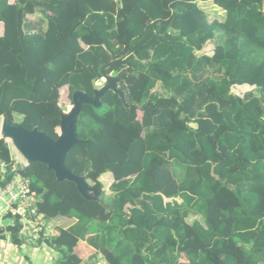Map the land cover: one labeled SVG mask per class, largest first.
Wrapping results in <instances>:
<instances>
[{
	"label": "trees",
	"instance_id": "16d2710c",
	"mask_svg": "<svg viewBox=\"0 0 264 264\" xmlns=\"http://www.w3.org/2000/svg\"><path fill=\"white\" fill-rule=\"evenodd\" d=\"M0 24V127L57 140L61 91L94 98L111 62L131 105L109 91L82 110L66 166L103 191L96 201L40 163L19 171L40 213L72 222L39 242L55 264H83L80 241L91 264H264V0H0ZM0 161L12 163L3 139ZM6 232L23 245L19 225Z\"/></svg>",
	"mask_w": 264,
	"mask_h": 264
},
{
	"label": "water",
	"instance_id": "95a60500",
	"mask_svg": "<svg viewBox=\"0 0 264 264\" xmlns=\"http://www.w3.org/2000/svg\"><path fill=\"white\" fill-rule=\"evenodd\" d=\"M112 64L113 62L103 67L102 71L105 80L103 87L97 81H93L94 98L82 91H77L73 94V108L70 113H62L59 138L57 140L51 139L38 129L26 130L9 117L2 119L0 127V138L11 142L15 150L26 160L28 166L34 163L47 166L48 171L55 174L58 182L75 184L78 192L87 201H96L103 191L96 190L88 183L85 177L78 176L69 170L66 166V160L74 147L83 143L79 138L78 124L85 106L100 109L103 106V98L109 91H113L119 95L127 109L131 107L126 102L125 93L119 87V81L106 74V69L111 67ZM4 100L5 96L2 103Z\"/></svg>",
	"mask_w": 264,
	"mask_h": 264
},
{
	"label": "built area",
	"instance_id": "2783aa9c",
	"mask_svg": "<svg viewBox=\"0 0 264 264\" xmlns=\"http://www.w3.org/2000/svg\"><path fill=\"white\" fill-rule=\"evenodd\" d=\"M1 139V138H0ZM11 167L14 176L6 185L0 186V203L5 204V216H9L10 227L20 226L19 238L25 243L37 244L59 236L58 220H49L38 210L39 198L32 191L30 180L21 176L19 171L28 167L26 160L12 151V163L0 161V174L4 181Z\"/></svg>",
	"mask_w": 264,
	"mask_h": 264
},
{
	"label": "crops",
	"instance_id": "0c3cea01",
	"mask_svg": "<svg viewBox=\"0 0 264 264\" xmlns=\"http://www.w3.org/2000/svg\"><path fill=\"white\" fill-rule=\"evenodd\" d=\"M14 1L15 0H12V2ZM210 4L213 3H203L202 7L205 9V5ZM213 6L215 5L213 4ZM0 25L3 28L2 34L0 35L1 37L4 33V26L2 24ZM3 210L4 209H1L0 216L3 217L4 220H7ZM67 223H65L67 225L63 224L62 228H68L70 226V221L68 220ZM9 225L10 222L8 224L0 222V229H6ZM22 242L23 245L18 246L12 242L11 235L8 232L2 234L0 238V264H55L59 257L58 253L45 244L40 246L39 242L37 244ZM75 253L82 259L83 263L91 264L90 259L95 257L97 251L86 242L80 241L75 249ZM98 259L100 260L98 264H108L101 256Z\"/></svg>",
	"mask_w": 264,
	"mask_h": 264
},
{
	"label": "rangeland",
	"instance_id": "374dc122",
	"mask_svg": "<svg viewBox=\"0 0 264 264\" xmlns=\"http://www.w3.org/2000/svg\"><path fill=\"white\" fill-rule=\"evenodd\" d=\"M205 9L208 11V13L211 15V16H214L215 18H218V19H221L222 17V12L219 11L215 6H213V4H210V5H205ZM217 9V10H216ZM216 11V12H215ZM34 18V17H33ZM31 17V19H33ZM2 31H3V28L2 26L0 25V35L2 34ZM213 49H214V45L212 43L208 44L206 46V48L203 50V54L205 55H208V56H211L212 53H213ZM105 80H103L102 82H100L99 84L103 87L104 86V83ZM252 88L250 87H234L233 88V93L235 95H239L241 97H243L246 93H248L249 91H251ZM63 93V95H62ZM60 105L63 109V112L64 113H70V111L72 110L73 108V104L71 102V99H70V96H69V90L68 88H65L61 91V100H60ZM140 118L142 117V114L140 113L139 114ZM12 151H16L15 148L13 147L12 143L11 142H8ZM102 183H103V190L108 194L110 195V187L112 186V184L114 183V179L112 177V175H106L104 176L102 179H101ZM171 200H168L167 202H169ZM179 203L182 202L180 199L177 200ZM172 202V201H171ZM1 209H5V204L4 203H0V211ZM200 218V216H199ZM9 221V220H8ZM7 220H4L3 217L0 216V222L2 223H5V224H8ZM68 220H65V219H60L58 220V222H56L58 225H63L65 223H67ZM70 223H72L70 221ZM68 224V223H67ZM65 224V225H67ZM64 225V226H65ZM65 229V228H64ZM181 262L182 263H186L187 262V259L185 256H182V259H181Z\"/></svg>",
	"mask_w": 264,
	"mask_h": 264
}]
</instances>
